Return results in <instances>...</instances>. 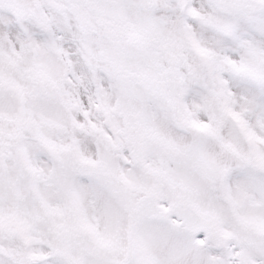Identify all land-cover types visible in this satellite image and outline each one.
I'll return each instance as SVG.
<instances>
[{
    "label": "snow or ice",
    "instance_id": "1",
    "mask_svg": "<svg viewBox=\"0 0 264 264\" xmlns=\"http://www.w3.org/2000/svg\"><path fill=\"white\" fill-rule=\"evenodd\" d=\"M0 264H264V0H0Z\"/></svg>",
    "mask_w": 264,
    "mask_h": 264
}]
</instances>
